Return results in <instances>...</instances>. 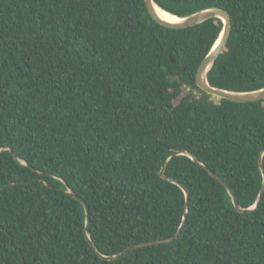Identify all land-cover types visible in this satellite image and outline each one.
<instances>
[{
  "label": "trees",
  "instance_id": "16d2710c",
  "mask_svg": "<svg viewBox=\"0 0 264 264\" xmlns=\"http://www.w3.org/2000/svg\"><path fill=\"white\" fill-rule=\"evenodd\" d=\"M184 17L231 16L207 73L264 87V0H153ZM222 20L167 27L144 0H0V264H264V98H215L195 83ZM264 165V154L262 156ZM43 177V180L40 179ZM89 206V238L83 205ZM101 254V255H100Z\"/></svg>",
  "mask_w": 264,
  "mask_h": 264
},
{
  "label": "water",
  "instance_id": "95a60500",
  "mask_svg": "<svg viewBox=\"0 0 264 264\" xmlns=\"http://www.w3.org/2000/svg\"><path fill=\"white\" fill-rule=\"evenodd\" d=\"M144 1H145V4H146L147 9H148L149 13L151 14V16L157 22H159L160 24L167 26V27L184 28V27L193 26V25H196L198 23H201L208 18H212V17L220 18L222 20V23H223L221 33H220L217 41L215 42V44L213 45V47L209 51V53L203 58V60L200 62L199 66L197 68L196 77H195L196 85L199 88H201L202 90H204L206 93L211 94L212 96H214L216 98H225V99H228V100H231L234 102H252V101H257V100L264 98V87L256 89V90H252V91H230V90L211 86L208 83L207 73L210 70V68L212 67V65L214 64L217 56L219 55V53L222 51L223 47L227 43L230 31H231V16L226 9L221 8V7H210L207 9L196 11L192 14L187 15V16L180 17L181 18L180 21L172 22V21H168V20L161 18L155 12V10L153 8V3H155V2L153 0H144ZM185 153L188 154L192 159H194L195 162H197L216 181H218L220 184H222L226 188V190H227V192L231 198V202L237 211L244 212V211H249V210H255L259 207L260 202H261V198H262V194L264 191V165H263V161H262V156L264 154V148L260 150L259 155H258V165H259L260 170L262 171V183H261V186H260V189H259L255 203L248 208H242L239 205L238 198H237L235 192L232 190V188L223 179H221L213 170H211L209 167H207L206 165L199 162V160L197 158H195V156H193L191 153L185 152V151H174L170 154L169 158L163 163L159 174H160V177L162 179L176 183L183 190V192L185 194L183 219H182V222H181L179 228L177 229V231L171 237L163 238V239H156V240H148V241H143V242L131 244V245L127 246L126 248H124L122 251L115 253L113 255L104 256V255L100 254L102 257H104L106 259H114L116 257L123 255L127 251L138 248V247L151 245V244L169 243L181 234L182 229L185 226L186 219H187V211H188V206H189V194L181 182H179V181H177L171 177L166 176L164 171L166 169V166H167L169 160H171L176 155L185 154ZM40 179L43 180V177H40ZM67 191L71 194V196H73L76 200H78L83 205L84 210H85L84 233H85L91 247L98 253L96 246L94 245V243L89 238V231H90V210H89V206L86 204V202L83 200L82 197H80L79 195H77L74 192H71L70 190H67Z\"/></svg>",
  "mask_w": 264,
  "mask_h": 264
},
{
  "label": "bare ground",
  "instance_id": "6f19581e",
  "mask_svg": "<svg viewBox=\"0 0 264 264\" xmlns=\"http://www.w3.org/2000/svg\"><path fill=\"white\" fill-rule=\"evenodd\" d=\"M153 8L155 10V12L163 19L168 20V21H172V22H176V21H180L181 18L177 15H174L166 10H164L163 8L159 7L156 3H153Z\"/></svg>",
  "mask_w": 264,
  "mask_h": 264
},
{
  "label": "rangeland",
  "instance_id": "374dc122",
  "mask_svg": "<svg viewBox=\"0 0 264 264\" xmlns=\"http://www.w3.org/2000/svg\"><path fill=\"white\" fill-rule=\"evenodd\" d=\"M216 98V97H215Z\"/></svg>",
  "mask_w": 264,
  "mask_h": 264
}]
</instances>
